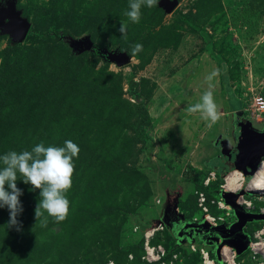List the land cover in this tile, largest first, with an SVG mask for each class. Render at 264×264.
Instances as JSON below:
<instances>
[{
    "label": "rangeland",
    "instance_id": "374dc122",
    "mask_svg": "<svg viewBox=\"0 0 264 264\" xmlns=\"http://www.w3.org/2000/svg\"><path fill=\"white\" fill-rule=\"evenodd\" d=\"M175 1L168 13L161 0L142 6L133 23L125 15L129 0H17L30 30L18 44L0 36V157L66 140L80 151L66 193L69 215L59 224L46 212L36 219L40 192L17 174L23 212L17 230L9 226V210L0 208V264H203L202 250L224 264L215 242L235 222L223 188L233 172L219 177L220 162L206 165L200 145L231 114L238 121L252 113L264 125L253 107L255 96H264V0ZM84 40L126 50L130 61L119 67L80 53L73 45ZM136 44L143 50L133 55ZM209 83L215 122L187 111ZM234 194L247 211L264 212V191L245 186ZM205 216L217 225L204 224ZM177 224L186 241L168 228ZM157 226L149 243L164 256L148 263L144 236ZM244 231L251 248L237 262L264 264V223Z\"/></svg>",
    "mask_w": 264,
    "mask_h": 264
},
{
    "label": "clouds",
    "instance_id": "9594fccd",
    "mask_svg": "<svg viewBox=\"0 0 264 264\" xmlns=\"http://www.w3.org/2000/svg\"><path fill=\"white\" fill-rule=\"evenodd\" d=\"M156 4L157 0H129V10L125 12V15L131 22L139 23L142 6L152 8ZM119 31L122 38H125L127 25L121 23ZM142 50L143 45L136 44L132 48V54L135 55ZM215 75L217 73L213 72L206 79L211 81ZM212 87V84L209 83V90L203 93L200 102L189 106L187 111L200 113L203 119L215 122L219 118V112L211 90ZM79 151L77 144L66 140L63 146L46 147L41 142L35 145L31 151L25 150L20 153L10 151L0 157L3 164V167L0 168V208L6 207L9 210L10 227H17L19 230L17 217L23 212L19 199L23 192L17 187V174L23 177L22 180L25 184H30L33 189L40 192L41 199L35 209L37 220L43 217L45 212L48 217L54 218L57 224L68 218L70 202L66 193L72 188L75 173L74 158H78ZM47 222V217L41 220L43 226H47Z\"/></svg>",
    "mask_w": 264,
    "mask_h": 264
},
{
    "label": "water",
    "instance_id": "95a60500",
    "mask_svg": "<svg viewBox=\"0 0 264 264\" xmlns=\"http://www.w3.org/2000/svg\"><path fill=\"white\" fill-rule=\"evenodd\" d=\"M160 6L168 13L176 8L177 2L161 0ZM29 30L30 23L27 18L23 17L22 11L17 8V0H0V36L7 35L13 44H18L25 40ZM73 46L80 53L89 52L92 56H98L104 62L113 63L119 67L127 65L131 58L126 50L111 51L108 47H96L90 40L75 43ZM263 160L264 131H255L250 128L247 121H244L237 129L235 146L220 162V165L228 173L236 171L242 174L244 182L252 176L248 181L250 184ZM225 196V204L231 209L235 222L230 227H222L223 235L216 240L215 245L220 249L218 241H221V246L230 247L237 256H240L248 250L251 244L250 236L244 231L245 226L251 222H264V213L247 211L240 202L239 195L226 192ZM168 228L172 230L169 225ZM185 232L183 227L175 231L180 236H183ZM215 245L211 244V248Z\"/></svg>",
    "mask_w": 264,
    "mask_h": 264
},
{
    "label": "crops",
    "instance_id": "0c3cea01",
    "mask_svg": "<svg viewBox=\"0 0 264 264\" xmlns=\"http://www.w3.org/2000/svg\"><path fill=\"white\" fill-rule=\"evenodd\" d=\"M244 110H246V109H244ZM235 115L236 114H231V121H225L223 119H219L218 124L212 125L209 128V137L207 135L208 132L206 133L205 139H204V142H206V143L203 144V146H202V144L200 145L201 146L200 149L202 148V151L200 152V154L202 156L203 161L206 163V165L208 164V162L210 163L214 159H218V161L221 162L226 157V155L231 152L232 148L234 147V145L236 143L237 129L240 127L239 125L236 124L237 122L235 123V119H234ZM242 119L249 123L251 129L258 131V132L264 131V125H262L260 123L261 118H259V119L257 118V120H256V118H254V115L252 113L248 114V116H242ZM204 162H202V163H204ZM209 169H210V167H209ZM213 171H215V170H213ZM215 172H220L221 174L226 173V172L224 173V169L222 167H219V171H215ZM253 182H254V180L252 181V184H253ZM245 186H247V185H245V182H244L242 187H241V190ZM191 222L192 223H189V224L199 223V220H192ZM202 222L211 228L215 227V225L208 223L205 219H203ZM184 224L187 225L188 223H184ZM175 227L178 229L179 227H181V224H177V225H175ZM175 231L176 230L174 228H172V232L175 235V237L177 238V240L186 241L188 239L185 235L180 236V235L176 234ZM193 241L194 242L197 241L198 243L202 244V242L199 241L198 239L193 240ZM218 245H220V249H219V253H220V251H221L222 247H224V245L221 246V241H218ZM204 248L212 249L211 245L210 246L209 245L204 246Z\"/></svg>",
    "mask_w": 264,
    "mask_h": 264
},
{
    "label": "built area",
    "instance_id": "2783aa9c",
    "mask_svg": "<svg viewBox=\"0 0 264 264\" xmlns=\"http://www.w3.org/2000/svg\"><path fill=\"white\" fill-rule=\"evenodd\" d=\"M253 107L255 108V111L257 113H259L260 115H263L264 114V96H262L261 94L255 96L254 102H253ZM263 164H264V162H262L261 165H263ZM234 172H236V171H234ZM240 175L242 178V174H240ZM225 179H224V181H225ZM209 180L210 179H208L206 181V184L209 182ZM243 183H244V178H242V181L239 185V188L242 187ZM247 186L249 188L250 184H247ZM223 188H224V191L227 192V190L225 189L224 186H223ZM239 188L234 190L233 193H237L238 191H241V188L240 189ZM206 201H207V199H206L205 195L203 193H200L198 196V203L201 207H203V211H207V208L204 207V204L206 203ZM218 204L220 207L224 206V203L222 200H220L218 202ZM260 212H262V211H260ZM262 213H264V212H262ZM204 219L208 223L215 225V226L218 223L215 221L216 220L215 218H212L210 216H205ZM159 229H162V226L161 227L157 226L156 228H151L147 231V233L144 236L145 237V243H144V254L142 256V259L148 263H159L161 261L162 257L164 256V250L162 249V247L152 246L149 243L150 238ZM249 248H251V244H250ZM201 255L203 258V264H207L206 260H208L209 264H215L213 259L210 257L209 252L202 250ZM220 259H221V262L224 264H241V263L237 262V255H236L235 251L233 249H231L230 247H227V246L222 247V249L220 251ZM160 264H166V263L160 262Z\"/></svg>",
    "mask_w": 264,
    "mask_h": 264
},
{
    "label": "bare ground",
    "instance_id": "6f19581e",
    "mask_svg": "<svg viewBox=\"0 0 264 264\" xmlns=\"http://www.w3.org/2000/svg\"><path fill=\"white\" fill-rule=\"evenodd\" d=\"M235 174L238 175L239 178L235 177ZM230 175H231V177L228 179L227 184L225 185V189L228 192H233L235 190V186L238 185V181L239 180L242 181V178H241V175L238 172H233ZM253 180H254V182H253V184H252V182L250 183L249 188L254 190V191H257V192L264 191V164L259 168V170L256 173V175H255ZM241 181H240V183H241ZM206 262H207V264H209L208 260H206Z\"/></svg>",
    "mask_w": 264,
    "mask_h": 264
},
{
    "label": "trees",
    "instance_id": "16d2710c",
    "mask_svg": "<svg viewBox=\"0 0 264 264\" xmlns=\"http://www.w3.org/2000/svg\"><path fill=\"white\" fill-rule=\"evenodd\" d=\"M236 121L237 120H235V123H236ZM242 123H244V120L242 118H239V120L237 121V125L242 124ZM222 175L224 176V174H221V175H219V177H222Z\"/></svg>",
    "mask_w": 264,
    "mask_h": 264
},
{
    "label": "flooded vegetation",
    "instance_id": "af4514ba",
    "mask_svg": "<svg viewBox=\"0 0 264 264\" xmlns=\"http://www.w3.org/2000/svg\"><path fill=\"white\" fill-rule=\"evenodd\" d=\"M261 222H263V221H261ZM252 223V222H251ZM264 223V222H263ZM248 224H250V223H248ZM246 227V226H245ZM249 235V234H248ZM250 236V235H249ZM250 239H251V237H250Z\"/></svg>",
    "mask_w": 264,
    "mask_h": 264
}]
</instances>
